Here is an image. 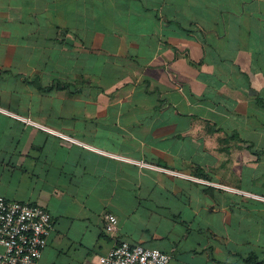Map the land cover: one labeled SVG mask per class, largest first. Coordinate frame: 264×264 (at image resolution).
I'll return each instance as SVG.
<instances>
[{"label":"crops","instance_id":"obj_1","mask_svg":"<svg viewBox=\"0 0 264 264\" xmlns=\"http://www.w3.org/2000/svg\"><path fill=\"white\" fill-rule=\"evenodd\" d=\"M0 195L52 215L38 264H99L107 214L264 264V0H0Z\"/></svg>","mask_w":264,"mask_h":264},{"label":"built area","instance_id":"obj_2","mask_svg":"<svg viewBox=\"0 0 264 264\" xmlns=\"http://www.w3.org/2000/svg\"><path fill=\"white\" fill-rule=\"evenodd\" d=\"M53 230V217L44 208L0 195V264H38ZM104 232L115 240L99 264H169L172 258L159 249L118 241V219L112 214L104 216Z\"/></svg>","mask_w":264,"mask_h":264}]
</instances>
